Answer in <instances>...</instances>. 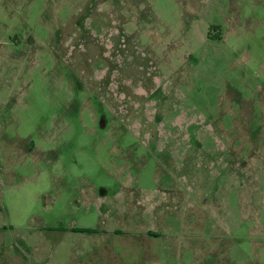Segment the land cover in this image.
Listing matches in <instances>:
<instances>
[{
    "label": "rangeland",
    "instance_id": "obj_1",
    "mask_svg": "<svg viewBox=\"0 0 264 264\" xmlns=\"http://www.w3.org/2000/svg\"><path fill=\"white\" fill-rule=\"evenodd\" d=\"M0 264H264V0H0Z\"/></svg>",
    "mask_w": 264,
    "mask_h": 264
}]
</instances>
